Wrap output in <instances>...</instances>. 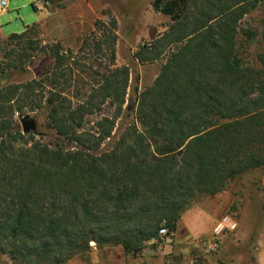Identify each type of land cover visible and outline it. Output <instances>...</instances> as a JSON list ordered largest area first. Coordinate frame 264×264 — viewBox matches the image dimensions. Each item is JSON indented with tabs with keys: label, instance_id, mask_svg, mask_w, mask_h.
Listing matches in <instances>:
<instances>
[{
	"label": "trees",
	"instance_id": "16d2710c",
	"mask_svg": "<svg viewBox=\"0 0 264 264\" xmlns=\"http://www.w3.org/2000/svg\"><path fill=\"white\" fill-rule=\"evenodd\" d=\"M262 4L152 0L171 24L133 58L166 59L112 145L129 81L126 67H114V20L95 23L92 36L104 41L94 49L102 53L105 44L108 66L76 98L60 83L72 53L58 44L48 47L50 70L0 88V255L14 264H67L92 245L135 255L161 228L172 236L201 200L264 169V54L257 76L242 67L236 45L239 32L252 41L240 22ZM34 25L7 37L18 52L3 57L0 77L31 58L28 51L47 50L30 40ZM87 37L79 49L89 47ZM105 104L111 116L101 115ZM39 109L55 136L51 144L23 134L14 121ZM93 115L99 118L89 126Z\"/></svg>",
	"mask_w": 264,
	"mask_h": 264
},
{
	"label": "rangeland",
	"instance_id": "374dc122",
	"mask_svg": "<svg viewBox=\"0 0 264 264\" xmlns=\"http://www.w3.org/2000/svg\"><path fill=\"white\" fill-rule=\"evenodd\" d=\"M151 1L51 0L45 8L35 9L31 0H8L7 10L0 12V28L4 37H0V62L9 53L14 56L18 52L13 49L15 43L7 42V37L21 34L26 27L34 24L30 40L47 50L44 53L40 50L28 51L27 55L31 58L14 69L4 70L0 77V88L10 84H23L50 70L53 60L48 53V47L58 44L63 52L72 53L65 66L66 76L60 83L65 88V94L76 98V95L95 84L99 78L96 73L102 72L108 66L105 44L102 43V53L94 49L96 43L104 41L97 32L92 36L96 29L95 23L107 24L114 20V67H126L129 81L122 115L116 121L112 139L108 143L112 145L133 121L139 93L154 83L166 59V53L155 62L139 63L133 58L143 45L159 38L171 24L169 17L152 10ZM240 25L243 30L252 34L253 39L247 41L239 32L237 58L241 60L243 68H250L257 76H261L258 57L264 54V4L247 14ZM86 36L89 47L79 49ZM164 51L167 52L168 49ZM112 112L113 108L105 104L101 115L111 116ZM24 116H28L35 123V132L31 133L34 140L44 144L54 142L55 136L46 126L45 109L14 115L20 131V121ZM98 118L99 115L89 116L88 125ZM221 194L205 198L190 208L216 204L226 196L232 200L229 209L220 215L228 214L233 217L237 222V230L223 236L220 249L215 254L204 255L199 248V242L210 234L186 244H178L175 236H167L146 243L135 255L125 254L120 247L97 249L92 245L88 253L75 257L67 264H190L192 257L198 259L197 264H252L254 246L264 241V169L242 174ZM0 264L14 263L7 256L0 255Z\"/></svg>",
	"mask_w": 264,
	"mask_h": 264
},
{
	"label": "crops",
	"instance_id": "0c3cea01",
	"mask_svg": "<svg viewBox=\"0 0 264 264\" xmlns=\"http://www.w3.org/2000/svg\"><path fill=\"white\" fill-rule=\"evenodd\" d=\"M0 37L4 38L1 28ZM231 203L232 200L226 196L225 199L218 200L216 204L206 206L204 204V206H196L186 211L178 221L176 231L172 235L173 237L175 236L176 243L186 244L192 242L193 239L210 234L216 221L223 215L220 214L228 210ZM252 264H264V241L254 246Z\"/></svg>",
	"mask_w": 264,
	"mask_h": 264
},
{
	"label": "built area",
	"instance_id": "2783aa9c",
	"mask_svg": "<svg viewBox=\"0 0 264 264\" xmlns=\"http://www.w3.org/2000/svg\"><path fill=\"white\" fill-rule=\"evenodd\" d=\"M35 9H41L48 6L49 0H31ZM8 0H0V12L7 10ZM237 230L236 220L228 214L222 215L215 223L209 237L199 242V248L202 254L211 255L219 251L221 241L224 235L234 233ZM159 237H167V230L161 228L158 232ZM198 259L192 257L190 264H197Z\"/></svg>",
	"mask_w": 264,
	"mask_h": 264
},
{
	"label": "water",
	"instance_id": "95a60500",
	"mask_svg": "<svg viewBox=\"0 0 264 264\" xmlns=\"http://www.w3.org/2000/svg\"><path fill=\"white\" fill-rule=\"evenodd\" d=\"M21 131L23 134H28V133H34L36 126L33 120L28 118V116H24L21 121Z\"/></svg>",
	"mask_w": 264,
	"mask_h": 264
}]
</instances>
